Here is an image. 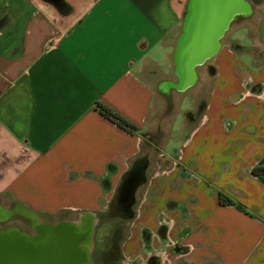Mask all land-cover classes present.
Here are the masks:
<instances>
[{
    "label": "crops",
    "instance_id": "obj_1",
    "mask_svg": "<svg viewBox=\"0 0 264 264\" xmlns=\"http://www.w3.org/2000/svg\"><path fill=\"white\" fill-rule=\"evenodd\" d=\"M186 1L0 0V196L39 217L100 216L138 158L147 183L119 264L264 263V184L251 174L264 156V7L197 69L205 100L167 151L170 123L151 117L159 83L175 80Z\"/></svg>",
    "mask_w": 264,
    "mask_h": 264
},
{
    "label": "water",
    "instance_id": "obj_2",
    "mask_svg": "<svg viewBox=\"0 0 264 264\" xmlns=\"http://www.w3.org/2000/svg\"><path fill=\"white\" fill-rule=\"evenodd\" d=\"M260 2L186 1L171 57L175 80L162 81L157 88L168 106H172L171 93H184L197 85V69L219 53L222 39L234 24L253 17L254 6ZM135 167L123 177L116 192L114 203L121 212L131 210L137 190L147 183L146 170ZM13 221H20L29 230L12 224ZM97 222L95 213L78 211L72 219L44 223L27 206L3 202L0 196V264H92Z\"/></svg>",
    "mask_w": 264,
    "mask_h": 264
},
{
    "label": "rangeland",
    "instance_id": "obj_3",
    "mask_svg": "<svg viewBox=\"0 0 264 264\" xmlns=\"http://www.w3.org/2000/svg\"><path fill=\"white\" fill-rule=\"evenodd\" d=\"M261 6L262 5L260 3L254 6L255 11H254L253 17L247 20L246 22L250 23L255 20V17L257 16V14L262 12ZM236 26L237 25L234 24L232 28H235ZM231 29L226 34V35L228 34L229 35L223 39V42L227 41V37L234 38V37H237L239 34H243L244 32V29L241 27H237L233 30ZM236 54L239 55L241 60H247L244 54H240V53H236ZM210 61L211 59L208 62ZM200 71L201 69L198 70V72ZM210 81L211 80L209 76H207L204 78L203 85L200 87L198 86V87H195L194 89L192 88L184 93H175V92L171 93L172 104H174L171 107L166 104L164 97H162L158 93L155 94V102L157 105H159L160 108H158V110L154 109L151 118H155L154 120L156 121L158 120L159 124L162 122V126L165 128H168V125L170 123L169 134L176 136L175 140L173 138H169L168 141L166 140L165 145H167L166 147L167 151L168 150L172 151V148L174 147L176 148V146L179 145L181 141L183 140L184 138L183 135H184V132L186 131L185 123H184V113L186 112L184 111L193 110L194 104H195L194 99H200L202 101L205 100L206 93H207L206 92L207 87L210 84ZM162 134L164 136V133ZM3 202H7V201L3 200ZM136 204L133 206L134 210L137 207ZM242 208L243 210L241 211H245V207L242 206ZM72 218H74V214L73 215L58 214L57 216L50 217V218L40 216L41 221L44 223H48V224H54L58 222L59 220L72 219ZM125 220L127 219L123 220L122 218H120L117 215V212L111 215L110 214L108 215L107 213H105V214L98 216V222L95 227V233H94L93 251L91 254L92 264H119V261L121 259V257H119L118 255L119 250H120L119 246L121 245V242L124 239L127 233V230H128V220L127 221ZM12 224H15L25 230H28L27 227L20 221H13ZM250 264H255V263L252 261ZM258 264H264V263L259 261Z\"/></svg>",
    "mask_w": 264,
    "mask_h": 264
},
{
    "label": "trees",
    "instance_id": "obj_4",
    "mask_svg": "<svg viewBox=\"0 0 264 264\" xmlns=\"http://www.w3.org/2000/svg\"><path fill=\"white\" fill-rule=\"evenodd\" d=\"M94 107H95V110H97L99 112V114H101L103 117H105L110 122L117 125L119 128L123 129L124 131L131 133V134H134L137 131V129L131 123H129L128 121H126L125 119H123L118 114L114 113L109 108L105 107L104 105H102L100 103H95ZM199 113H200V109H198V111H196V114H199ZM138 160H139L138 158L135 160V163H133V165H131L128 172L137 164ZM251 174L254 177L258 178L261 182L264 183V156L260 159V161L255 166H253V168L251 169ZM115 196H116V194H115ZM114 200H115V197L113 198V200L109 204L108 210L106 212L108 215L109 214L111 215V214L118 212L116 207H115ZM218 202L220 205H232V206H235L239 210H243V208L240 204L234 202L233 200H231L229 197H227L226 195H224L222 193L218 194ZM118 255H119V257L121 256L120 250H119Z\"/></svg>",
    "mask_w": 264,
    "mask_h": 264
},
{
    "label": "flooded vegetation",
    "instance_id": "obj_5",
    "mask_svg": "<svg viewBox=\"0 0 264 264\" xmlns=\"http://www.w3.org/2000/svg\"><path fill=\"white\" fill-rule=\"evenodd\" d=\"M260 4L262 5L261 7H264V0H262L261 2H260ZM260 27H261V30H262V34H263V36H264V19H262L261 20V22H260ZM144 162H140L139 164H136L135 166V168H137V170H140V171H142L143 170V168H144ZM141 187H142V185L139 187V189L137 190V192H136V195H135V204L137 203V198H138V192H139V190H141ZM134 204V205H135ZM133 205V206H134ZM133 206H132V208H131V210H128V211H126V212H121V211H119V210H117L118 212H117V215L120 217V218H122L123 220L124 219H127L128 220V224H129V222L131 221V220H133V218L135 217V210L133 209ZM133 215L134 214V217L133 218H131L130 217V215ZM130 219V220H129ZM127 220H125V221H127ZM27 227V229L29 230V227L28 226H26ZM158 258L157 257H155V256H151L150 257V259H149V261H148V263L149 264H160L159 263V259L157 260Z\"/></svg>",
    "mask_w": 264,
    "mask_h": 264
}]
</instances>
